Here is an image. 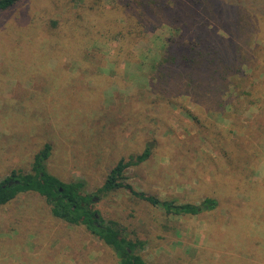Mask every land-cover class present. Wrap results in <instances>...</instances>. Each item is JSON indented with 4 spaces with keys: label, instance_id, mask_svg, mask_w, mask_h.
Segmentation results:
<instances>
[{
    "label": "rangeland",
    "instance_id": "rangeland-1",
    "mask_svg": "<svg viewBox=\"0 0 264 264\" xmlns=\"http://www.w3.org/2000/svg\"><path fill=\"white\" fill-rule=\"evenodd\" d=\"M127 1L104 0L96 21L105 23L107 14H121ZM178 2L199 14L203 10L199 0ZM73 3L24 0L0 12V179L13 168L29 171L35 151L46 141L53 144L48 170L65 182L85 180L84 191L93 193L118 158L141 152L150 138L156 144L152 155L127 169L135 188L181 203L215 197L219 205L199 216H168L118 189L96 200L103 216L118 221L128 238L146 240L142 253L153 264H264V243L259 238H264V230L248 233L236 222L245 213L263 209L250 203L246 194H264V158H256L248 168L252 162L246 149L256 146L263 152L264 113L236 106L234 126L222 115L207 112L206 102L196 103L190 97L184 101L186 94L180 93L182 98L165 103L163 113L154 109L139 120L135 111L140 112L142 105L137 102H155L161 89L160 81L157 91L147 84L146 55L160 56L162 37L169 30L152 21L146 38L134 42L133 55L127 59L125 53L117 54L120 35L112 42L109 33L90 38L80 25L88 9L77 10ZM176 7H167L166 17L177 12ZM86 19L89 25L90 15ZM91 21L96 29L102 28ZM82 41V48L74 49ZM90 43L96 47L91 54L86 53ZM113 56L119 59L114 70L109 67ZM178 102L186 110L178 108ZM221 145L230 150L234 166ZM236 168H247L243 172L247 178ZM229 171L241 177L240 183L236 177H226ZM26 209L41 213L34 230L44 222L56 224L43 197L18 195L0 210V264H45V248L33 250L45 241L27 233L17 235L12 224V217ZM250 224L257 228V222ZM63 233L69 241L57 249L67 264H116L111 250L82 227L66 226Z\"/></svg>",
    "mask_w": 264,
    "mask_h": 264
},
{
    "label": "trees",
    "instance_id": "trees-1",
    "mask_svg": "<svg viewBox=\"0 0 264 264\" xmlns=\"http://www.w3.org/2000/svg\"><path fill=\"white\" fill-rule=\"evenodd\" d=\"M22 1L24 0H0V12L11 10ZM127 2L129 6L124 5L121 14L105 13L106 22L102 23L96 21L95 15L100 16L101 12L97 13L100 8L104 11V0H82L79 3H73L71 0L73 6H77V10L88 9L86 17L90 15V23L86 25L88 20L82 15L80 25L88 30L90 38L109 33L108 41L112 42L117 35H120L122 44L117 54L125 53L127 59L133 55L134 42L146 38L152 21L163 23L169 30V34L162 37L160 56L155 58L146 55L148 66L144 73L145 76L147 75V84L151 90L157 91V83L160 81L161 89L160 94L157 92L155 102L145 104L142 101L137 102L142 105L140 112L135 111L139 120L148 118V113L154 109L163 113L168 100L177 101L176 98H182L184 94H186L182 98L184 101L190 97L196 103L206 102L207 112L222 115L223 119L226 118L228 123L234 126L236 106H245L248 110L264 113V0H199L200 9H203L200 10V14L191 6H180L178 0H128ZM170 5L179 8L177 12L174 10L166 17V9ZM163 17L166 18L162 20ZM91 20L101 24L102 28L96 29ZM83 44L85 42H78L74 49L82 48ZM87 46L90 50L88 49L86 53L91 54L96 51L95 44L90 43ZM114 59L115 56L109 60V67L113 70L119 63V59ZM176 106L186 110L182 103L178 102ZM144 107L146 108L143 109ZM193 119L199 120L196 116ZM260 127L263 128L261 132H264V126ZM233 132L234 129H231L228 134L230 140L233 138L231 135ZM148 140L141 152L118 158L106 174L102 185L93 193L84 191L85 180L65 182L48 170L47 162L52 155L53 144L44 141L35 151L29 171L13 168L0 179V210L10 205L21 193H36L45 199L49 205L51 218L56 222L54 226L44 222L42 225L39 224L38 231L34 230L41 215L38 211L26 209L23 213L12 217V224L14 223L16 230L18 229L17 235L27 233L38 241L41 239L45 241V245L39 247L38 244L33 249L39 251L45 248L42 257L45 264L68 263L66 258L60 256V249H57L60 243L69 241V235L63 233V228L66 226H71L74 230L82 227L96 236L111 250L116 264H153L142 253L146 247V240L128 238L118 221L106 219L101 210L95 207V202L101 194L124 189L168 216H199L214 210L219 205V200L206 196L199 203H181L176 199L160 198L135 188L129 181L127 169L147 161L152 155L156 144L154 140L150 138ZM261 145L263 152L256 146L246 149L249 162L255 161L256 158H264V138ZM222 146L224 145L219 146L220 149L226 154L228 162L234 166L235 159L229 156L230 150ZM253 163L248 168H252ZM236 169L241 171L242 175L245 169L247 170V168ZM244 175L243 179L247 178ZM227 176L232 180L236 177L238 183L241 181L240 176H235V171L227 172ZM246 195L250 203L263 209L245 213L246 216L236 219V222H240L241 226L244 225L242 227L247 228L248 233L252 229L261 232L264 230V194L256 192ZM251 221L257 222L256 229L250 224ZM57 237L59 241H55ZM259 238L264 243V238ZM257 242L258 240L256 244ZM52 248L54 251L51 250ZM251 248L262 251V248ZM29 260L31 259L27 257V261Z\"/></svg>",
    "mask_w": 264,
    "mask_h": 264
}]
</instances>
